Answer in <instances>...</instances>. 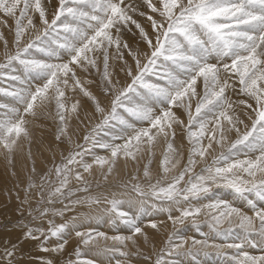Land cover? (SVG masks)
Segmentation results:
<instances>
[{
    "label": "snow or ice",
    "instance_id": "obj_1",
    "mask_svg": "<svg viewBox=\"0 0 264 264\" xmlns=\"http://www.w3.org/2000/svg\"><path fill=\"white\" fill-rule=\"evenodd\" d=\"M0 28V81L12 89L0 87V153L12 163L28 145L32 156L40 118L63 148L27 177V202L35 190L46 205L47 227L23 233L48 253L37 264H97L92 252L108 264H264V0H0ZM160 142L162 175L85 176L138 163ZM93 204L104 211L80 212ZM15 256L0 252V264Z\"/></svg>",
    "mask_w": 264,
    "mask_h": 264
},
{
    "label": "rangeland",
    "instance_id": "obj_2",
    "mask_svg": "<svg viewBox=\"0 0 264 264\" xmlns=\"http://www.w3.org/2000/svg\"><path fill=\"white\" fill-rule=\"evenodd\" d=\"M0 31H4V29L0 28ZM7 35V33H6ZM1 46L3 47V43L0 42ZM0 46V63L4 60V53L5 49ZM84 79H88V77H84ZM16 87H19V84L15 85ZM0 87H6L9 88V90H12L9 86V83L7 80L0 81ZM0 102H6V98H3L2 94H0ZM51 122V121H50ZM53 124V122L51 123ZM234 140V137H228L225 141V147ZM159 144H161V147ZM157 144L156 150L152 149L147 154H145L144 158L138 163H135L133 168L135 170H131L130 173H136L139 172V174L143 175V169L145 167L149 168L150 172L153 173V175L159 174L162 175L163 173V155L167 150L166 143L160 142ZM181 149L184 151L185 159L187 157V149L188 145L186 141H182L180 145ZM216 148L217 153L219 152V147L214 145ZM162 148V151L161 149ZM160 149V150H159ZM154 150V151H153ZM158 151V153H157ZM160 151V153H159ZM154 153V154H153ZM2 154V153H0ZM100 154L107 155L106 152L103 150L100 151ZM3 155V154H2ZM156 157V158H155ZM1 158V156H0ZM158 158V159H157ZM244 158V157H242ZM60 159V158H59ZM58 159V160H59ZM144 164H143V163ZM138 169H137V168ZM140 169V170H139ZM155 170V172H154ZM157 170V171H156ZM10 173H9V172ZM106 171V170H105ZM12 172V173H11ZM14 170L11 167L6 166L5 168L0 167V252H3L7 249L8 252H11L13 249L16 252L15 261L16 264H37V257L48 255V253L41 252L40 246L41 241L39 240H31L28 239L23 235L25 231H36L41 228L47 227V225L43 222L40 213V210L46 207L44 202L42 200H36V191L33 190L31 193L32 200L31 202H27L29 200V194L25 191V188L27 187V177H15L13 175ZM126 174V173H125ZM127 176L125 178H121L118 180H111L108 181L105 179L106 176H95V178L92 175H85L91 183H100L103 184H110V185H119L121 182L128 181L129 179V173L126 174ZM120 178V177H119ZM39 180V177L36 178ZM53 180H55V177L53 176ZM98 181V182H97ZM73 183H75L73 181ZM95 183H93L95 185ZM9 190H11V199H9ZM114 193H116L117 198L121 199H128L129 197H132L133 199L136 198L137 194L131 190H125L120 187H113L111 189ZM16 191H19V197H16L15 193ZM6 193V194H5ZM107 194V193H105ZM79 195V194H78ZM227 196V194H225ZM230 198V197H229ZM111 199V197H109ZM208 201H205L207 203ZM37 206V207H36ZM85 207V208H84ZM80 208L81 213H86L87 210H90L93 207H96L97 211L92 212L91 214L95 215L99 212L104 211V205H88ZM33 209V214H28V209ZM19 209V212L17 211ZM87 209V210H86ZM83 210V211H82ZM121 211H127V206H122L120 208ZM67 215H72L71 213ZM203 219V217H201ZM25 221V222H24ZM59 222V220H58ZM27 223V224H26ZM28 225L24 228L23 226ZM35 227H30V226ZM19 226V227H18ZM226 226V225H225ZM101 231L106 232V234L109 237H112L113 235H130L127 231L121 233L117 230L109 229L107 227H102L100 229ZM208 229L205 227L204 231H207ZM172 231L171 223L169 222V226L167 228V232L170 233ZM188 236L194 235V232L190 231L187 233ZM196 238L200 239L201 237L196 234ZM94 239H97L99 241V245L101 248L104 247H111L113 245V241L110 239L105 241L102 237H94ZM102 239V240H101ZM111 242V243H110ZM221 242V241H217ZM77 241L75 239L71 240L68 247H67V255L68 256H74V249L77 247ZM163 241H161V244L157 246V250L162 246ZM131 247V245L129 246ZM23 255V256H21ZM90 258H93L97 261V264H108L106 258L102 255H97L95 252L88 254ZM98 257V258H97ZM103 257V258H102ZM67 257H65L66 259ZM103 259V260H102ZM105 259V260H104ZM9 264H12V261H9ZM61 264H63V261H61ZM114 264V261H113ZM133 264H135V261L133 260Z\"/></svg>",
    "mask_w": 264,
    "mask_h": 264
},
{
    "label": "bare ground",
    "instance_id": "obj_3",
    "mask_svg": "<svg viewBox=\"0 0 264 264\" xmlns=\"http://www.w3.org/2000/svg\"><path fill=\"white\" fill-rule=\"evenodd\" d=\"M93 91H95V89H93ZM43 120H44V118H40V119H37L36 122H35V126H34L35 140H34V142L31 145V151H32L33 155L32 156L27 155L28 145H25V149H24L23 153L17 154L13 158L12 163H9V161L5 160L4 156L2 154H0V156H1V158H0V167L1 168H5L6 169V166L11 167L14 170V173H16L15 177H17V178L18 177H26L27 175H29L30 169L33 166V160H35V167H36V170H37L36 178H38V177L40 178V175H43L45 172H47L49 169L52 168L53 160L55 159L56 161H58V159L60 158L61 153L63 152V148H59V150H57L58 149V144L51 143V141L53 140V137H52L53 127H52V124H51L52 121L49 119V120H47V122H42ZM75 123H76L75 117H72V119L70 120L69 128L75 127ZM69 134H71V132ZM73 139L75 140L76 137L73 136ZM159 145L161 146V144H159ZM162 148H160L161 151H162ZM156 149L158 150V148H156ZM156 149H154V150H156ZM157 153H158V151H157ZM159 153H160V151H159ZM140 163H141V161H140ZM134 164H135V162H127V163H125L123 160L118 161L117 167H116V169H114V171L112 173H107L105 170L102 171L99 166L94 165V170L90 174H85V175H88V176L92 175L94 178H95V176H97V177L99 176L100 177V176L103 175V176L107 177L106 179L108 181L118 180V179H121V178L123 179V178H125L127 176L126 175L127 173H130L131 170H135L134 169L135 167L133 168ZM154 172H155V170H154ZM125 179H124V181H125ZM93 183H95V182H93ZM96 209H97L96 207H93L90 210L86 209L87 210L86 213H92L94 211H97ZM26 226H28V225H25L22 228H24ZM149 235L151 237V232L149 233ZM161 241L162 240H150L148 242H145L143 240V238H140L138 242L141 243L142 245L143 244H147L148 246L157 247V246H159L161 244ZM21 256H23V255H21Z\"/></svg>",
    "mask_w": 264,
    "mask_h": 264
}]
</instances>
